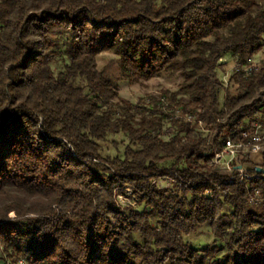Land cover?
Masks as SVG:
<instances>
[{
	"label": "trees",
	"instance_id": "16d2710c",
	"mask_svg": "<svg viewBox=\"0 0 264 264\" xmlns=\"http://www.w3.org/2000/svg\"><path fill=\"white\" fill-rule=\"evenodd\" d=\"M262 47L264 0H0V261L264 264V155L211 165L228 137L264 134V62L243 70ZM103 53L126 81H180L132 106ZM201 226L213 240L192 246Z\"/></svg>",
	"mask_w": 264,
	"mask_h": 264
},
{
	"label": "rangeland",
	"instance_id": "374dc122",
	"mask_svg": "<svg viewBox=\"0 0 264 264\" xmlns=\"http://www.w3.org/2000/svg\"><path fill=\"white\" fill-rule=\"evenodd\" d=\"M221 68L218 72V76L222 80L224 86H227L231 92H236L235 86L227 83V78L233 71L234 63L228 57V54H223L220 58ZM251 62L256 66H259L264 62V47L252 57ZM59 68V66L57 67ZM97 68L107 74L117 85L119 89V96L122 100L128 102L130 105L138 104L143 108H151L155 101L161 98L163 91H174L176 89L177 83L180 81V77L177 74H166L158 78H152L146 81H137L129 82L122 78L119 68L117 65L116 58L109 54L103 53L97 57ZM223 98V92L219 94V100ZM164 105L162 106L164 111L170 112L167 108L169 104L168 100H162ZM133 112L136 115H139L137 109H133ZM164 135L166 138L171 135L172 129L170 128V123H165ZM128 143L127 137L123 134L109 135L107 140L103 143L102 154L114 156L116 154L121 155L125 145ZM222 160L219 166L222 169L223 173H228V170L225 168L224 161H226L227 156H222ZM249 158L257 164H260L262 161V155L257 154L247 157H239L237 161L240 162L241 159ZM121 201L128 202V199L121 198ZM188 242L195 247H203L209 244L213 240V236L210 233L209 227L201 226L195 233L186 237ZM1 254V253H0ZM0 264H6L3 260L0 261Z\"/></svg>",
	"mask_w": 264,
	"mask_h": 264
},
{
	"label": "built area",
	"instance_id": "2783aa9c",
	"mask_svg": "<svg viewBox=\"0 0 264 264\" xmlns=\"http://www.w3.org/2000/svg\"><path fill=\"white\" fill-rule=\"evenodd\" d=\"M256 68L257 66L251 62V65L243 68V70L250 72ZM233 69L238 70L240 67L234 64ZM180 113L181 112L179 110H175L174 118H179L181 116ZM184 118L186 121L190 122L193 120V116L191 114H185ZM260 128L261 127L259 124H254L252 132H241L237 141H234L228 137L224 141L222 149L218 152H215L211 160V165L222 172L219 164L223 158L222 156L225 155L227 156V159L224 161V164L225 168L228 170V173H231L232 171H239L240 173H243L244 168L242 167L241 163L237 161V158L253 156L257 154L264 155V134L260 133ZM233 163H235V165H233ZM253 201L256 202L257 199H254Z\"/></svg>",
	"mask_w": 264,
	"mask_h": 264
},
{
	"label": "water",
	"instance_id": "95a60500",
	"mask_svg": "<svg viewBox=\"0 0 264 264\" xmlns=\"http://www.w3.org/2000/svg\"><path fill=\"white\" fill-rule=\"evenodd\" d=\"M256 171H257V172H260V171H261V168H259V167L256 168Z\"/></svg>",
	"mask_w": 264,
	"mask_h": 264
}]
</instances>
